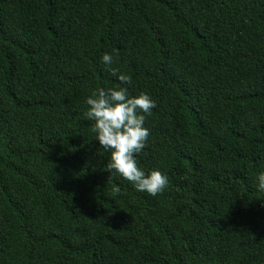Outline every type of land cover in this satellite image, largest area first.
Wrapping results in <instances>:
<instances>
[{
  "label": "trees",
  "instance_id": "trees-1",
  "mask_svg": "<svg viewBox=\"0 0 264 264\" xmlns=\"http://www.w3.org/2000/svg\"><path fill=\"white\" fill-rule=\"evenodd\" d=\"M121 73L155 196L83 117ZM260 171L264 0H0V264H264Z\"/></svg>",
  "mask_w": 264,
  "mask_h": 264
},
{
  "label": "clouds",
  "instance_id": "clouds-1",
  "mask_svg": "<svg viewBox=\"0 0 264 264\" xmlns=\"http://www.w3.org/2000/svg\"><path fill=\"white\" fill-rule=\"evenodd\" d=\"M100 61L112 68L113 55L105 52ZM118 88H96L85 98L88 106L83 112L86 120L92 121V132L100 148L110 153L107 163L109 174L113 171L132 184L137 192H146L155 196L163 192L168 185V177L158 169L145 172L138 166L135 154L145 147L149 129L144 126L145 117L150 115L155 102L145 92L129 95L127 85L130 77L118 74ZM256 188L264 191V171L256 176ZM118 190V189H117Z\"/></svg>",
  "mask_w": 264,
  "mask_h": 264
}]
</instances>
